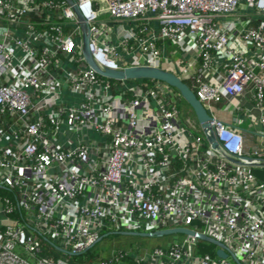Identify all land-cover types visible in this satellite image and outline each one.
<instances>
[{
	"label": "built area",
	"instance_id": "2783aa9c",
	"mask_svg": "<svg viewBox=\"0 0 264 264\" xmlns=\"http://www.w3.org/2000/svg\"><path fill=\"white\" fill-rule=\"evenodd\" d=\"M73 2L101 68H161L159 43L190 57L179 67L194 74L217 147L175 89L113 83L89 67L66 0H0V190L9 193L0 264H69L105 229H186L222 246L200 252L203 240L175 234L165 247L100 264H264V180L255 173L264 171V0ZM242 6L255 25L230 18ZM124 21L135 26L111 44L108 23ZM213 104L244 117L229 125ZM246 117L258 128L255 149L239 130ZM42 241L66 257L46 256Z\"/></svg>",
	"mask_w": 264,
	"mask_h": 264
},
{
	"label": "water",
	"instance_id": "95a60500",
	"mask_svg": "<svg viewBox=\"0 0 264 264\" xmlns=\"http://www.w3.org/2000/svg\"><path fill=\"white\" fill-rule=\"evenodd\" d=\"M75 11L78 20L80 22L82 32H83V46L82 52L83 56L86 60V63L89 67H91L94 71H96L100 76L105 77L111 80L117 81H130V80H157L161 81L171 88L175 89L179 92L180 96L186 102V104L191 108L195 117L197 118L199 124L204 129L205 134L210 142H212L213 147H217L215 136L212 132L209 122L211 121V117L204 107V105L198 100L194 91L175 73L165 70L163 68H156V67H148V66H130V67H123L119 70H112L108 68H101L95 61L92 56V53L89 49V42H90V34L88 25L83 20L78 8L75 6L73 0H66ZM114 24H110L113 26ZM256 175L261 179L264 180V171L256 169ZM120 234L124 235H134V236H141V237H163L165 235H175V234H191L196 235L200 240L212 243L216 246L221 247L222 245L217 241L208 238L202 234H196L193 231H189L186 229H174V230H166L154 234H147V233H130V232H119ZM217 255L221 258H227V254L222 250L217 251Z\"/></svg>",
	"mask_w": 264,
	"mask_h": 264
},
{
	"label": "rangeland",
	"instance_id": "374dc122",
	"mask_svg": "<svg viewBox=\"0 0 264 264\" xmlns=\"http://www.w3.org/2000/svg\"><path fill=\"white\" fill-rule=\"evenodd\" d=\"M111 19L107 14H102L100 17V21L109 22ZM132 26H135V23L124 21L117 24L114 28H110L108 31V39L111 44H118L119 40L122 38L124 33L129 29H132ZM79 41V39H77ZM168 49L171 52L178 51L177 47L168 45ZM113 83L116 80H111ZM138 81V80H137ZM151 82V81H148ZM222 104H213V109L218 118L220 114L223 113ZM180 109L184 111V113L191 117V119L199 126V122L192 112L191 108L184 102ZM218 114V115H217ZM9 193L7 191L0 190V199L8 196ZM0 209H2V205L0 202ZM4 218L3 214H0V219ZM124 232V231H122ZM142 233V232H140ZM181 236L176 235H165L163 237H141L134 235H123L118 233V231H112L105 229L101 234V239L89 250V254L86 257L77 256H68L70 261L69 264H97L98 259H102L108 257L112 251H124L131 254H146L152 252L157 247H165L166 244L173 242L175 239H180ZM206 249V252L214 255L217 247L216 245L203 241L199 242ZM51 243L44 242L43 251L45 252L47 249H50ZM83 254V253H82ZM231 264H234V261L230 260Z\"/></svg>",
	"mask_w": 264,
	"mask_h": 264
},
{
	"label": "crops",
	"instance_id": "0c3cea01",
	"mask_svg": "<svg viewBox=\"0 0 264 264\" xmlns=\"http://www.w3.org/2000/svg\"><path fill=\"white\" fill-rule=\"evenodd\" d=\"M230 18L233 21L251 20L252 24H254V25L257 23L256 20L259 19L258 15L254 11L247 9L245 6H242L240 8V10L233 17H230ZM110 24H114V23H108V29L109 30H110V28H114L116 26V24H114L113 26H110ZM155 26L158 27V24H155ZM168 45H171V44L159 43V48L161 51L160 54L163 58V63H162L161 68L176 73L181 79L184 80V82L191 89L194 90L195 86L198 84L195 77H194V74L184 72V71L180 70V67H179V66H184L185 63H182V62L185 59H189L190 57H187V58L184 57V54L180 51L179 48H177L178 51L171 52L170 49H168V47H169ZM125 58L128 59V57H126V56H125ZM199 68H200V65L197 64L195 67L196 72ZM126 84L128 86H139V85H143L145 83H144V81H132V82H127ZM67 94H69V93H67ZM244 107H245L244 108L245 110L250 111L253 109V104H251L250 101H245ZM222 110H223V113L220 114L219 119H221L222 121H224L225 123H227L229 125H233L234 118H239V117L243 118L244 114H245V113L238 114V113L233 112V111H228L224 108H222ZM255 111H257V110H255ZM255 111L253 109V112H255ZM243 120H245V121H242L240 123L239 130L242 131V133L245 137L246 149L247 150L248 149H255V148L259 147V142H258V139L256 137V133L254 132V129H256L257 126L255 124L254 125L252 124V122H251L252 120L250 117H246Z\"/></svg>",
	"mask_w": 264,
	"mask_h": 264
},
{
	"label": "trees",
	"instance_id": "16d2710c",
	"mask_svg": "<svg viewBox=\"0 0 264 264\" xmlns=\"http://www.w3.org/2000/svg\"><path fill=\"white\" fill-rule=\"evenodd\" d=\"M132 81H136V80H130V81H128V82H132ZM138 81L148 82V81H151V80L144 79V80H138ZM123 235H124V234H123ZM44 242H45V241H42V246H43ZM201 242H203V241H201ZM199 251H200V252H206V249H205L204 247H202L201 244H199ZM89 252H90V250H87L86 252H84V253L81 254L80 256H81V257H86V256L89 254ZM113 253H115V254H119V253H121V254H129V253L124 252V251H112L108 257H105V258H102V259H98V260H97V264H100V262L110 259V258L112 257V255H113ZM44 254H45L46 256H49V257H52V258L66 257V256H64L61 252L56 251L53 247H51L50 249H47V250L44 252ZM68 260H69V259H68ZM127 260H128V259H127ZM69 263H70V261H69Z\"/></svg>",
	"mask_w": 264,
	"mask_h": 264
}]
</instances>
